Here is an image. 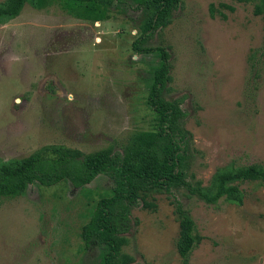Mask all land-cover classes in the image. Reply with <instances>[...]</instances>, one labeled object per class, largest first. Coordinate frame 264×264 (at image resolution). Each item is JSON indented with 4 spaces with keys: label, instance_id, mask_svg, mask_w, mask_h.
<instances>
[{
    "label": "rangeland",
    "instance_id": "obj_1",
    "mask_svg": "<svg viewBox=\"0 0 264 264\" xmlns=\"http://www.w3.org/2000/svg\"><path fill=\"white\" fill-rule=\"evenodd\" d=\"M3 0H0V2ZM256 0H180L169 24L135 53L141 12L124 6L103 22L57 6L25 3L0 23V162L46 146L83 154L119 149L136 131H154L146 104L155 48L168 54L163 99L179 100L190 134L185 177L201 187L221 169L264 168V41ZM105 176L74 188L29 185L0 203V264H98L103 245L84 248L81 227L107 193ZM240 205H208L183 189L151 192L131 207L121 252L129 264H182L176 251L178 201L199 243L188 264H264V184H238Z\"/></svg>",
    "mask_w": 264,
    "mask_h": 264
},
{
    "label": "trees",
    "instance_id": "obj_2",
    "mask_svg": "<svg viewBox=\"0 0 264 264\" xmlns=\"http://www.w3.org/2000/svg\"><path fill=\"white\" fill-rule=\"evenodd\" d=\"M25 3L38 10L55 5L67 16L91 23L103 22L116 9L130 7L142 15L137 25L139 36L131 48L135 53H147L151 49H143L140 44L169 24L170 15L180 0H3L0 2V23L18 16ZM252 13L260 17L264 33V0H256ZM154 50L159 62L146 96V104L155 114L154 131L132 132L116 150L103 148L83 154L78 150L46 146L26 157L0 162V203L20 196L29 185L51 187L66 182L81 188L99 176L110 180L109 191L95 202L80 233L84 248L103 245L98 264H129L132 261L121 252L125 244L122 234L127 231L131 207L141 202L143 208H153V204L145 201L151 192L171 196L172 190L183 189L208 205L220 199L240 205L243 196L239 183L258 181L264 184V168L254 165L218 170L207 187L186 179L190 134L180 126L184 114L179 100L166 101L162 96L169 80L168 54L163 48ZM171 204L179 228L176 251L182 264H188V256L200 239L181 204L176 200Z\"/></svg>",
    "mask_w": 264,
    "mask_h": 264
}]
</instances>
